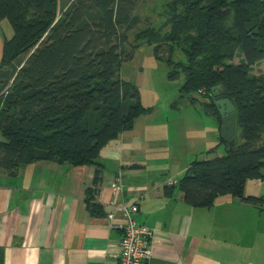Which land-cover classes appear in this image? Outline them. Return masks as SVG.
<instances>
[{"label":"trees","instance_id":"obj_1","mask_svg":"<svg viewBox=\"0 0 264 264\" xmlns=\"http://www.w3.org/2000/svg\"><path fill=\"white\" fill-rule=\"evenodd\" d=\"M137 1L74 0L59 18V0H0V25L7 20L14 32L4 39L0 62V170L16 176L41 161L95 165L88 209L104 216L97 199L101 151L153 110L136 84L120 76L123 63L148 43L167 64L169 79L184 77L173 107L207 98L221 132L213 90L221 86V97L238 112L235 147L221 135L205 156L221 145L225 154L193 160L166 195L177 186L195 207L230 195L264 209V194H246L249 180L264 181V76L253 73L264 59V0H181L182 9H170L161 27L171 25L168 31L140 32L129 48L127 36L141 20L134 15Z\"/></svg>","mask_w":264,"mask_h":264},{"label":"crops","instance_id":"obj_2","mask_svg":"<svg viewBox=\"0 0 264 264\" xmlns=\"http://www.w3.org/2000/svg\"><path fill=\"white\" fill-rule=\"evenodd\" d=\"M10 25H0V62L4 39L14 35ZM146 116L101 151L105 170L97 199L104 216H93L88 209L86 191L95 165L41 161L16 176L0 170V264H117L113 254L123 232L113 229L107 214L120 172L126 184L123 198L140 206L139 222L155 231L149 264H264V209L230 195L220 196L211 207H195L184 201L177 186L166 195L171 179L156 170L150 152L159 150L161 141H129ZM189 142L180 144L188 159L185 171L194 157L220 141ZM222 149L224 145L218 151Z\"/></svg>","mask_w":264,"mask_h":264},{"label":"rangeland","instance_id":"obj_3","mask_svg":"<svg viewBox=\"0 0 264 264\" xmlns=\"http://www.w3.org/2000/svg\"><path fill=\"white\" fill-rule=\"evenodd\" d=\"M73 1L59 0V18L64 9L68 8ZM180 1L138 0L134 15H137L141 20L129 32L127 46L131 48L136 44V36L140 32L151 30L154 35L159 30L161 33L168 31L171 25L165 27L164 30L161 27L170 19L169 11L174 7L178 10L182 9L176 3ZM5 21L10 25L7 20ZM10 27L12 26L10 25ZM182 57H184L183 54L176 56L177 59ZM253 71L255 74L259 73L258 75L264 76V59L255 65ZM120 76L124 80L135 83L140 90L143 103L153 109L152 114H148L144 118L146 120L143 121L141 118L137 122L135 134L132 136L134 138L129 141H161L159 150H150L154 158L153 161L158 164L156 170L163 172L169 179L182 177L188 159L180 144L189 146L192 143L189 141H218L221 136L218 119L210 114L205 107V102L208 99L199 98L195 103L182 102L174 107L175 110L168 111L180 96L184 77L175 81L169 79L167 64L157 59L154 45L148 43L142 44L135 50L132 60L123 63ZM0 140H4L1 131ZM223 149L208 157L205 155L196 157L204 159L224 155ZM144 154L148 155V151ZM154 169L155 167L147 168L148 171ZM246 194L263 195L264 181L249 180Z\"/></svg>","mask_w":264,"mask_h":264},{"label":"built area","instance_id":"obj_4","mask_svg":"<svg viewBox=\"0 0 264 264\" xmlns=\"http://www.w3.org/2000/svg\"><path fill=\"white\" fill-rule=\"evenodd\" d=\"M177 182L176 179H171L168 183L175 185ZM125 190L126 184L120 172L113 184L110 203L112 211L107 214L113 229L118 228L123 232L119 248L113 257L117 264H149L153 256L155 231L139 222L137 216L140 206L123 198Z\"/></svg>","mask_w":264,"mask_h":264},{"label":"water","instance_id":"obj_5","mask_svg":"<svg viewBox=\"0 0 264 264\" xmlns=\"http://www.w3.org/2000/svg\"><path fill=\"white\" fill-rule=\"evenodd\" d=\"M242 0H228V3H236ZM229 11V10H228ZM221 86L214 88V96L218 98L216 100V106L218 107L220 116L222 117L221 135L223 140L230 145L233 149L236 145V134L238 130V112L236 105L229 99L221 97Z\"/></svg>","mask_w":264,"mask_h":264}]
</instances>
